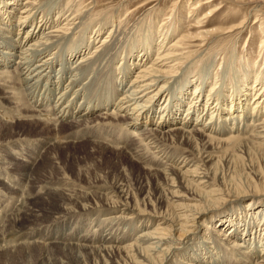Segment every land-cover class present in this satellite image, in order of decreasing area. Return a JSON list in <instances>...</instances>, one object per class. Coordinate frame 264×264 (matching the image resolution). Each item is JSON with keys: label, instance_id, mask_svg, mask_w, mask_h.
<instances>
[{"label": "bare ground", "instance_id": "1", "mask_svg": "<svg viewBox=\"0 0 264 264\" xmlns=\"http://www.w3.org/2000/svg\"><path fill=\"white\" fill-rule=\"evenodd\" d=\"M165 1L168 0H148L135 8L134 11L148 8L152 13L127 30L125 12L96 20L92 16L96 3L91 1L46 0L44 5H39L43 0H0V169L29 183H65V179L70 180L60 176L65 174L52 177L50 170L47 176L40 175L45 154L36 164L39 159L26 156L19 144L24 143L22 140L38 141L43 145H36L43 149L54 141L56 144L48 147L47 154L69 145L65 144L66 140L75 142L87 137L97 148L126 154L159 182L158 206L150 209L130 202L128 194L120 190L111 191L113 195L109 198L104 199L105 194L97 198L92 190L94 185L83 189L74 186L63 189L60 185L47 188L50 197L60 199V212L49 213L40 221L31 215L33 211L25 213L23 206L16 207L14 213L22 216V225H25L20 224V218H12L11 228L16 232L32 230L34 224L58 222L44 233L34 235L33 230L32 234L28 231V240L20 237L16 243L23 246L30 258L33 248L30 246L36 245L40 250V264H65L54 253L56 248L61 253H71L82 264L88 255L111 264H264V174L258 171L254 174L261 181L259 186L252 185L251 180L239 186L236 181H228L223 173L224 167L233 166L231 157L237 152L256 154L264 161V62L258 65L260 59H256L254 70L255 64L251 65L250 59L234 58V47H230L220 57L214 54V65L201 73L200 70L192 72L194 67L190 63L182 73L174 72L188 57L196 58L208 39L215 37H211L213 34L238 29L234 25L208 28V24L227 6L234 8L243 0H196L187 13L194 15L191 27L195 31H187L174 42L171 38L178 31L177 25L179 28L183 25L176 3L160 25H153ZM246 2L252 5V12L264 14L258 10L264 0ZM57 3L60 5L55 7ZM18 7L21 8L16 16ZM205 9L207 12L198 16ZM109 23L108 32L101 37ZM71 30L79 31L55 54L53 48L58 49L55 46ZM157 35L160 37L155 41ZM89 48L92 49L89 51ZM259 52H264V39ZM151 54L154 56L148 62ZM75 55L79 58L68 67ZM98 55H101L99 78L108 83L91 92L86 86L97 69ZM116 60H119L117 64ZM216 60L221 63L218 65ZM135 67L134 75L114 102L115 94ZM223 68L225 72H219ZM233 77H237L235 86ZM225 84L229 95L223 92ZM218 86L222 91L218 88L215 95ZM172 89L176 90L175 99ZM101 109L103 113H99ZM68 116L72 118L68 123L71 132L55 138L53 129L58 123L64 124ZM12 123L27 124L33 128L34 136L15 134ZM85 128L90 129L85 131ZM129 130L133 131L132 137L127 133ZM51 166L49 163L48 169ZM1 174L0 183L4 182ZM104 187L107 191L110 189ZM79 211L91 223L88 227L79 225L72 232L74 224L69 226V219ZM62 216L68 218L64 220ZM247 217L253 226L239 232L240 222H245ZM88 228L92 230L91 238L87 237ZM215 243L212 248L211 244ZM3 247L0 245V250ZM185 257L190 262L182 261Z\"/></svg>", "mask_w": 264, "mask_h": 264}, {"label": "rangeland", "instance_id": "2", "mask_svg": "<svg viewBox=\"0 0 264 264\" xmlns=\"http://www.w3.org/2000/svg\"><path fill=\"white\" fill-rule=\"evenodd\" d=\"M51 1H53V0H51ZM66 1L67 0H65V2ZM87 1H91V4L96 3L95 7L92 9V16H94L93 18H95L96 20L103 18V17L105 19L112 18V17L116 16V13L121 14V13L125 12L126 16H124V20L125 21L127 20V30H129L133 25H135L137 21H141L142 19L148 17L147 15H149V17H150V14L152 13L148 10V8L142 9V11H137V10L134 11L135 8L139 7L143 2H145V1L147 2L148 0H84V2H87ZM44 2H46V0H43V2L39 3V5H44ZM195 2H196V0H182L181 2H180V0H178V1L177 0H168L167 2L165 1V3H163L162 6H160L161 12L159 14V18L157 20L155 19L156 20L155 21L153 18L155 17L156 14L154 13V15L152 14L151 21L154 20L153 25L155 27L160 25L162 22V18L167 17V13L171 10L173 5L176 3V8L178 7L179 9L178 8L177 9L182 14L180 23H182L183 25L181 26V28H179V26L177 25L178 31L175 33V36H172V38H171L172 39L171 41L174 42L182 34H186L188 32L195 31L191 27L194 23V20H191V19H193L194 15L191 17V15L189 16L187 14L188 8L191 9L192 8L191 4L195 3ZM234 4H237V3H234ZM58 5H60V4L57 3L55 7H57ZM122 6H123V8H121ZM20 8L21 7L17 8L18 10H16L14 12V15H16V16L18 15L17 12L19 11ZM119 8H121L122 10L124 9V10L121 12V10ZM251 8H252V5H248L246 0H243L241 3L237 4L234 8H232L231 6H227L226 10H224L222 13L218 14L217 16L211 18L210 22L208 24V28H216L217 29L219 27L223 28V27H226L228 25H234L233 27L237 26L238 29L233 30L231 32H226V33L220 32V33L213 34L211 37H213V36H215V37L208 39V41L205 43L206 44L205 47L198 53V56L196 58L188 57V59H186L185 61L181 62L180 64H178L176 66V68L174 69V72H179V74L182 73L185 65H188L190 63L191 68L194 67V70H192V72L196 71V70L197 71L200 70V73H201V72L206 70L207 66L210 67V65H212V66L214 65V62L212 59V56L214 54H216V56L220 57L222 52H225L230 47H234V49H233V54L235 55L234 58L240 57V59H242V58L243 59L244 58L250 59L251 65L255 64L256 59H260V61L258 62V65L259 64L262 65V63L264 62V59H263L264 52L260 53L259 50H260V44L262 43V41L264 39V37H263L264 36V14L254 13V12H252ZM258 10L262 11V13H263L264 12V5L263 4L259 5ZM200 12L201 13L198 16H201L202 14L207 12V10L205 9V10L200 11ZM256 14H257V16H256ZM255 19H257L256 22H254ZM110 25H111V23L106 25L105 31L102 32L101 37H103L108 32ZM239 26L241 28V31H240ZM82 27L83 26H81V28ZM81 28H80V30H81ZM78 31L79 30H71V34L69 36H67L66 38H64L61 42H59L58 45L55 46V47H58V49L55 50L53 48L52 51L55 54H57L58 50L64 48L73 39V35L76 34ZM172 31H173V29L171 30V32ZM21 36H22V34H21ZM222 36H226V37H222ZM159 37L160 36L157 35L156 39H154V40L157 41V39ZM169 37H170V35H169ZM91 49L92 48H89V51ZM204 50L207 51L206 54L205 53L202 54V52ZM217 52H219V54ZM210 54H211V56H210ZM228 54H229V52L227 54H225V56ZM153 56H154V54H151V57L149 58L148 62H150V60L152 59ZM227 57H229V56H226V58ZM78 58H79V56L76 57V55H75L74 58L68 63V67L72 66L73 63ZM100 58H101V55H98V58L96 59L97 69H94V72H93L92 76L90 77V79L87 83V86H86V89H88L91 92L96 91V90L106 86L108 83L105 79L99 78ZM206 59H207V61H206ZM228 60H229V58L227 59V61ZM118 61L119 60H116L115 63L117 64ZM201 61L203 62V64ZM204 61H206V62L204 63ZM227 61L222 60V62H227ZM216 63L219 65V63H221V61L216 60ZM113 67H115V66H113ZM217 67L218 66H216V68ZM256 67H257V65L255 64L254 70L256 69ZM211 68L213 69L214 67H211ZM135 70H136V67L134 70L131 71V73H130L131 75L129 74L130 76L126 79L124 84L119 88L118 93L115 94V96L113 98L114 102L121 95L123 89L125 88L127 83L130 81V79L132 78V75H134ZM242 70H244V69H242ZM217 72H218V70H217ZM219 72L224 73L225 72L224 68L221 69V71H219ZM196 78H197V76H196ZM65 81H66V79L61 82L60 87L57 89V91L54 92V94L52 96L53 99L60 92V90L62 89V85L64 84ZM236 81H237V77H235V78L233 77L232 82H233L234 86H235ZM226 86L227 85L225 84L223 89ZM216 88L217 89L214 90V91H216L215 95L218 94L217 91H218L219 86ZM106 90L109 92L111 91L109 88H107ZM174 90L175 89H172V91H174ZM206 90H208L207 85L205 87V93H206ZM219 90L222 91V88H219ZM214 91L212 93H214ZM223 92L225 95L230 94V90L228 88H225V91H223ZM173 96H174V99L177 98L176 90L174 91ZM107 98H109V93L107 95ZM163 102H164V100L158 102V104L156 105L155 108L160 107V105ZM183 105L186 106V103ZM185 106L183 107V109H181V113H180L181 116L185 110ZM48 108H51L50 104H49ZM70 109L71 108H69V110ZM105 112L108 113L107 115L110 114L109 110H106ZM8 113H10V111L7 112L6 114H8ZM99 113H103V110L101 109L99 111ZM7 117H9V116H7ZM205 117L206 116H204V118ZM21 118L22 117L19 118V121L23 120ZM93 118H95V116H93ZM204 118H203V120H205ZM67 119L68 120L63 122L64 124L58 123L56 126V129H53V131H54L53 136L55 135L54 136L55 138H60L62 134H66L70 131L69 130L70 125L68 123L70 122V120L72 118L71 117L69 118V116H68ZM12 127H13L12 131L15 134H27L30 136H34L33 128L28 126L27 124H24L21 126H15L12 123ZM89 129L90 128H85V131L89 130ZM38 132H40L39 129H38ZM38 132L36 131V133H38ZM132 132H133L132 130H129V132H127V133H129V136L132 137L133 136ZM36 133H35V135H36ZM81 135H82V133H81ZM126 135H128V134H126ZM117 139L120 140L121 137L117 138ZM22 141H24V143L22 142L19 144V149L26 156L29 155L31 157H35L36 159H39V160H37L38 162H36V164L37 163L39 164L41 162L43 154H45L44 155V163L41 164L42 169H41L40 175H43V174L46 175L52 171L50 174L51 176L53 175L52 177L59 176L60 174H65V175H60V176L61 177L62 176L69 177L71 182L69 179L64 178L65 181H67L65 183H62V182H57V184H56V182H54V183L53 182H30L29 183V181H27V180H21L18 177H16L15 175L10 174L7 170L0 169V173H2L1 177L3 176L2 178H4V179L1 178L4 182L0 183V217H1V219H0V238H2V239H0V245L2 247L4 246L3 247L4 250H0V264H5V263L6 264H28L29 262L31 264H40V262H41L40 257H39L40 250L37 249L38 247H36V245L30 246L31 248L33 247L32 249L30 248L32 250L31 251L32 252L31 258L32 259H31L27 253L26 254L24 253L23 246L18 245L16 243L18 242V239L20 237H24L25 239L27 238L26 240H28V234H29L28 231H30L32 234V230H33L34 235L38 234V233H44L45 232L44 230H46V232H47V231L53 229V225L57 224L58 222L57 223H52V222L48 223L47 222V225L44 223L43 224L41 223L40 225L34 224L33 228H31L32 230H30V229L28 231L23 230L21 232L20 231L16 232V230L14 231V229L11 227H12V218L14 219V217L18 218V219L20 218L19 220H21V221H19V222L22 225V222H23L21 219L22 216L18 217L14 213L16 211V209L18 207L20 208L21 206H23V208L26 210L25 213L28 212L27 210H29V212H30V210L33 211L31 213V215L36 216V219L39 221L44 219V217L46 215H48L49 213L52 214V213L60 212L59 211L60 208H58V205L61 204L60 199L56 198V197L55 198L50 197V195H49L50 190H48L47 188L59 187V185H60V187H63V189L64 188L65 189H71L73 186L76 189H83L88 185H94L92 190L94 191V193H95L94 195L97 198L102 196V194H105L104 199L109 198V196L111 197L113 195L112 192L118 193V191L120 190V191H122V193L128 194V196H129L128 200L130 202H132V203L136 202L138 204V206H140L141 208L145 207V208L150 209L151 207L158 206L157 191H158L159 182L153 180V178L151 176H149L147 173H145V171L142 170L139 165H137L138 164L137 162H133V160L124 153H119V152L109 151V150L107 151V150H102L100 148H97V146L90 144L87 137L80 138L79 140H75V142L70 141V140H66L67 143L65 142V144H69L70 146L67 145L66 147H58L55 150L52 149L47 154L45 153V151L48 150V147L52 146L51 144H56V143H54V141H50L46 146L47 148H43V149L39 145H36V144H40L41 142H38V141H33V142L27 141V142H25L26 140H22ZM40 145H43V144L41 143ZM91 145H92V147H91ZM32 148H34V149H32ZM11 153H13V152H11ZM30 153H32V154H30ZM22 156L25 157L24 155H22ZM37 156H38V158H37ZM231 158L233 160V166H235L236 168L232 166L229 169H228V167H224V169H223L224 176L228 179V181H230V180L236 181L238 183V185L240 186V185L244 184V182H246L247 180H251L252 185H258L259 186L261 181H259L258 178L254 177V174H256L257 171L264 174V161H262V159H260L259 155L250 154L248 152H246V153L244 152V153L240 154L237 152ZM24 163H26V162H24ZM49 163H51V165H53V166H51V169H48ZM121 165L123 167H121ZM3 172H7V173H3ZM124 174H125V176H124ZM35 177H37V175ZM12 178H13V181H12ZM15 179H17V180H15ZM101 179H103L104 182H88V181H96V180L100 181ZM227 179H226V181H227ZM256 179L258 181H256ZM117 181H121V182H117ZM62 185H64V186H62ZM104 185L107 186L108 188H110L109 189L110 191L109 190L107 191V188L104 187ZM248 191L251 192V190H248ZM244 192H247V191H244ZM25 193L27 194V196ZM20 194H22V195H20ZM24 197H26V198H24ZM224 198H226V197H224ZM15 199H17V200H15ZM33 199H34V201H33ZM12 200H13V202H12ZM14 200H15V202H14ZM17 203L20 206L17 205ZM7 205H8V207H7ZM9 205H11V206H9ZM12 205H14V206H12ZM46 211H48V212H46ZM89 216L92 217L91 215H89ZM63 218H65L64 220H66V218H68V217H63ZM4 220H5V222H4ZM77 220H78V222H77ZM73 221H74V223H73ZM86 221H87V223H86ZM89 221L90 220H88L85 216H83L81 211H79L76 213V216L73 215V217L71 219H69V226L71 224H74L72 227V232H74L76 229H78L79 225H82V224L83 225H87V224L89 225V223H91ZM24 222L27 223L26 220H24ZM250 222H252L250 220V217L249 218L247 217L245 222H240L239 232L244 227H245V230H247L248 227H252L253 225H250ZM60 223H62V222H60ZM2 225H3V227H1ZM88 225H87V227H88ZM22 226H25V225H22ZM49 226H50V228H49ZM4 227H7V228H4ZM2 228H3V230H2ZM37 229H39L40 231ZM61 229H63V228H61ZM88 229H89L88 230L89 233L87 234V237L91 238L92 236H90V233L92 230H90V228H88ZM60 230H58V231H60ZM11 231H13L15 233H13ZM7 233H9V235ZM2 234H4V235H2ZM18 234H20V235H18ZM94 234H96V232ZM10 235H11V237H10ZM2 236H4V237H2ZM11 238H13V239L15 238V240L12 239V242H11V240H10ZM6 239H8L10 241H7ZM98 239H99V237H97V240ZM14 241H16V242H14ZM19 241H20V239H19ZM6 243H7V245H6ZM12 243H14L13 247H11ZM191 243L192 242L190 241L187 244L183 245L181 248V251ZM211 245H212V248H214V246H216V243L214 245L213 244H211ZM7 247H8V249H7ZM22 248H23V250H22ZM33 249H35V250H33ZM57 249L58 248H56V250H55V248H53V251L55 250L54 253H56L57 256L61 257V259H62L61 261H63L65 264H82L81 262H79L75 258H73L71 253L70 254L69 253L64 254V253H61V251L57 250ZM181 251H180V253H181ZM203 251L206 252V250H203ZM180 253L177 254L176 257H178V255H180ZM5 256L7 258H5ZM26 257H28L29 260L26 259ZM94 257L89 256V255L84 256V258L82 257L83 258L82 260L83 261L85 260V262H83V264L84 263L85 264H111L107 260H106L107 261V263H106V262L102 261L100 258H98L96 256H94ZM6 259L7 260L9 259V261L7 262ZM4 260H5V262H4ZM118 261L119 260H117V262ZM182 261L190 262V260L186 259V257Z\"/></svg>", "mask_w": 264, "mask_h": 264}]
</instances>
